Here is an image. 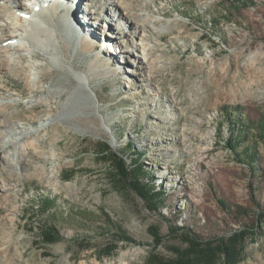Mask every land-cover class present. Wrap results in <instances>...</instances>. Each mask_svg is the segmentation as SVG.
<instances>
[{"label":"rangeland","instance_id":"obj_1","mask_svg":"<svg viewBox=\"0 0 264 264\" xmlns=\"http://www.w3.org/2000/svg\"><path fill=\"white\" fill-rule=\"evenodd\" d=\"M113 1L8 0L20 18L32 15L22 12L28 7L51 14L59 5L46 25L70 55L52 65L19 35L4 47H24L0 56V264H149L173 258L188 229L203 240L229 239L255 225L236 264H264V141L252 126L264 121V0L118 7V16L158 21L143 39L125 19L112 21ZM61 15L71 19L69 31L58 26ZM7 19L0 39L25 31ZM82 36L94 42L90 52L77 48ZM138 43L146 45L143 64ZM96 54L121 72L94 71L93 93L80 77ZM78 102L85 109L77 113ZM16 126L29 129L17 166L2 157ZM237 133L243 139L233 151L228 140ZM123 158L142 166L161 202L149 204L128 186Z\"/></svg>","mask_w":264,"mask_h":264},{"label":"bare ground","instance_id":"obj_2","mask_svg":"<svg viewBox=\"0 0 264 264\" xmlns=\"http://www.w3.org/2000/svg\"><path fill=\"white\" fill-rule=\"evenodd\" d=\"M1 1L2 0H0V28L8 25L7 24V21H8L7 18L12 17L17 21H20V25L18 26V29H21L22 31L24 30L25 27H26V29L24 32H22L20 34L19 33L15 34V35L11 34V36H9L7 38H5V35L1 36L0 44L2 45L1 47H3V48L0 49V56L1 55L3 56L5 54L9 56V54L11 53L12 50L16 49V52H17V48L21 49L22 47H24L23 44H18V45L9 44L8 46L4 47L5 45H7L8 40H10L16 36H19V35H23L24 38H26L29 46L33 47V52L35 53V55H37L39 52L38 48L43 50L44 53L49 54V59H50L52 65H55L57 63H62V57L66 58V56L70 55L68 43L66 42V40H64V37L62 35H59L56 32V30L53 29L52 27L46 25V22L48 25L52 24L51 19L53 18V16L58 14L59 11L60 12L62 11L61 10L62 8L59 5H56L54 11L51 14L47 10H43V8L41 7L39 10H36L39 15L36 14L34 7L33 8L28 7L26 9H23L22 12H24L25 14L31 13L32 15H30L29 18H20L15 13L16 9H21L19 6H17V5L13 6V4H10L8 2V0H3V2H1ZM133 1L134 0H130V1L129 0H114L113 2H111L109 4L106 11L111 10L114 13L112 21H114V20L119 21L120 19H125L127 22H130L132 25L130 33H133L134 32L133 30H138L139 31L138 35L141 34V39H143L142 37L145 35V32L148 31V27L151 28V32L157 31V28H159V26L156 27V24L158 21L157 20L142 19L141 17H139L140 15L137 12H132V13H124L123 12L122 16L121 15L118 16L117 12H116L118 7H122L123 10H130L131 8H133V6H132ZM18 3H19V0H18ZM27 3L28 2L25 1L24 4L27 5ZM87 3H89V1H87ZM71 7H73V6H71ZM77 8L78 7L76 6V9ZM9 9H11V10L15 9V10L12 13V11H10ZM80 14L85 15L83 10H82V13H80ZM55 19H56L58 26L61 29L69 31V28L67 26H70V24H72L70 18H68L66 15H61V16H57ZM3 22H6V24H4ZM118 26L119 25H117V27ZM111 28H114V27H111ZM169 28H174V27L171 24L167 27H164L163 29L165 30V29H169ZM17 30H14V32ZM130 33L126 32V35H130ZM77 36L78 35L73 33L72 38L74 37L73 38L74 41L73 42L70 41V42L75 44L76 43L75 40L77 39ZM84 37L82 36L81 41L79 40L80 45L77 48H80L81 51L90 52L91 50L94 49L95 44L93 41L88 40L87 38H84ZM139 49L142 50L143 57H139L137 55L136 52H138V51H135L134 55L138 58L139 63L143 64L146 62L145 58H147V53L145 54L146 45L138 43L137 44V50H139ZM13 55H11V56H13ZM109 64H111L110 59L105 61V60L101 59L99 55L96 54L91 61L90 69L85 73L86 78H84L82 76L80 77L84 81L86 79L84 84L81 85L83 87V89L86 90L88 87L91 90V92H93V91L95 92V90L93 89V87L89 83V81L94 76L93 75L94 71L100 72V74H103L105 76L116 75L117 73L121 72L120 68H118V67L110 68ZM44 75L45 74H43V76H41V77L43 78ZM80 99H81V97H80ZM2 108H4V107H0V112L4 110ZM84 109H85V106L83 107L81 102L80 103L78 102V106L74 108V110L77 113L84 110ZM97 110H99L97 106L93 107V111H97ZM1 114H2V116L5 115V113H1ZM68 116H71V115H68ZM77 116H79V115H77ZM4 124H6L4 121L0 122V125H4ZM14 129H21V128H17V126H16ZM28 132H29V129L22 128L20 131L15 132V133H11L8 136V140L4 146L5 154L2 156L5 160H7V162H9L8 160H12L13 161L12 163L15 166H17V162H20V159H22V156H21L22 152L21 151L25 147V146H23L22 143L24 142L25 137H27ZM9 142L15 144L14 145L15 147L11 151L7 150V143H9ZM32 143H30L29 145H32ZM18 145H20V147L17 149V151H15L16 146H18ZM10 153H11V155H10ZM17 153H19L18 156H16ZM12 156H13V159H12ZM10 163H11V161H10Z\"/></svg>","mask_w":264,"mask_h":264},{"label":"trees","instance_id":"obj_3","mask_svg":"<svg viewBox=\"0 0 264 264\" xmlns=\"http://www.w3.org/2000/svg\"><path fill=\"white\" fill-rule=\"evenodd\" d=\"M244 122V121H243ZM253 128L256 131V137L264 141V121L257 124L253 123ZM233 133V131H232ZM233 144L228 140L229 146L236 151L238 144L242 142L240 134H235ZM237 138V139H236ZM249 150V149H247ZM126 157V156H124ZM128 158V157H126ZM120 159L121 175L135 192L143 197L149 204H156L161 202L163 195L159 191H156L154 180L145 181L143 177L144 170L140 164H137L134 160L131 161L133 166L127 165V159ZM249 158L254 161V153L249 154ZM145 181V182H144ZM184 230V227H179ZM253 230L249 232L244 226L240 232H236L231 235L229 239L224 237H217L211 240H203L198 235L192 233L191 229H188L187 237L184 240L182 247H174V257L165 259L157 256H153L150 259L151 264H236L239 261L237 252H242L243 241L247 235H257V226L252 227ZM178 229V230H180ZM50 231H55L52 228ZM155 230V229H154ZM172 230L173 227H172ZM57 235H53L54 239L60 240L61 234L55 231ZM157 241H160L158 232L154 233ZM149 263V264H150Z\"/></svg>","mask_w":264,"mask_h":264}]
</instances>
